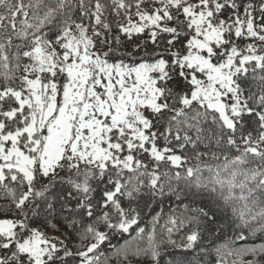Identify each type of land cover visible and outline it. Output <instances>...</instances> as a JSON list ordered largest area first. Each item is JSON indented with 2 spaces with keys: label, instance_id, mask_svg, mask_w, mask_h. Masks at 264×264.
I'll list each match as a JSON object with an SVG mask.
<instances>
[{
  "label": "snow or ice",
  "instance_id": "obj_1",
  "mask_svg": "<svg viewBox=\"0 0 264 264\" xmlns=\"http://www.w3.org/2000/svg\"><path fill=\"white\" fill-rule=\"evenodd\" d=\"M113 258L264 264V0H0V264Z\"/></svg>",
  "mask_w": 264,
  "mask_h": 264
},
{
  "label": "trees",
  "instance_id": "obj_2",
  "mask_svg": "<svg viewBox=\"0 0 264 264\" xmlns=\"http://www.w3.org/2000/svg\"><path fill=\"white\" fill-rule=\"evenodd\" d=\"M158 201H159L158 203L153 202V209H154V211L152 213L153 215L155 214V212H158L161 209H163L165 215L172 212L173 210H175L176 213L179 214L180 212L183 211L184 204L190 203L188 200H183V201L177 200L175 196L158 198ZM150 218H151L150 216L146 217L144 223H146L147 220H149ZM142 226H144L143 223H142ZM257 242H259V241H257ZM111 264H117L115 258H113V260L111 261Z\"/></svg>",
  "mask_w": 264,
  "mask_h": 264
}]
</instances>
